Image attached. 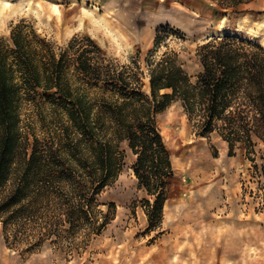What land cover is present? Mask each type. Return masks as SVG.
<instances>
[{"label": "rangeland", "instance_id": "obj_1", "mask_svg": "<svg viewBox=\"0 0 264 264\" xmlns=\"http://www.w3.org/2000/svg\"><path fill=\"white\" fill-rule=\"evenodd\" d=\"M231 2L0 0V43L12 44L15 30L71 60L77 56L72 43L91 40L151 96V66L166 53L180 54L196 80L202 70L197 49L208 39L231 35L264 47V0ZM82 42L75 47H90ZM69 72L77 73L73 64ZM23 94L21 126L31 143L33 134L44 144L63 138L67 118L56 90ZM195 123L176 100L156 115L173 167L158 212L155 197L139 186L137 156L124 142L120 168L101 190L74 194L69 205L45 194L17 232L10 226L6 234L0 223V264H264V142L232 145L217 130L202 135ZM68 212L75 217L68 220Z\"/></svg>", "mask_w": 264, "mask_h": 264}, {"label": "trees", "instance_id": "obj_2", "mask_svg": "<svg viewBox=\"0 0 264 264\" xmlns=\"http://www.w3.org/2000/svg\"><path fill=\"white\" fill-rule=\"evenodd\" d=\"M12 41L0 43V223L6 234L10 226L18 231L46 201L45 194H58L55 201L69 205L74 194L104 188L120 168L124 142L137 156L139 186L155 197L152 206L158 212L173 167L156 115L175 100L202 135L217 130L232 145L264 142V47L255 41L231 35L208 39L197 49L202 70L196 80L180 54L166 53L150 65L151 96L134 82L136 75L118 71L91 40H75L71 48L77 56L71 60L45 40L31 41L19 31L14 30ZM75 42L94 51L76 48ZM71 64L75 75L69 72ZM23 89L56 90L67 118L58 142L44 144L33 134L31 143L24 134ZM164 90L171 92L161 94ZM82 195L79 201L92 202L93 197ZM74 217L68 212V220Z\"/></svg>", "mask_w": 264, "mask_h": 264}, {"label": "crops", "instance_id": "obj_3", "mask_svg": "<svg viewBox=\"0 0 264 264\" xmlns=\"http://www.w3.org/2000/svg\"><path fill=\"white\" fill-rule=\"evenodd\" d=\"M116 0H113V2H115ZM117 6V5H116ZM138 17V16H137ZM159 19L158 18H155V19H153V21H152V23L153 24H155L156 23V21H158ZM145 23H146V21H145ZM135 29H136V31H139L140 30V26L139 25H135Z\"/></svg>", "mask_w": 264, "mask_h": 264}]
</instances>
